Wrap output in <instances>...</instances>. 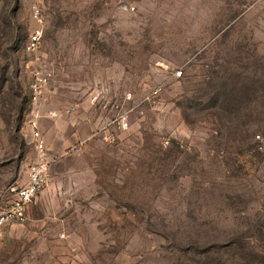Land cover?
Listing matches in <instances>:
<instances>
[{"label": "rangeland", "instance_id": "374dc122", "mask_svg": "<svg viewBox=\"0 0 264 264\" xmlns=\"http://www.w3.org/2000/svg\"><path fill=\"white\" fill-rule=\"evenodd\" d=\"M33 117L0 264H264V0H0V202Z\"/></svg>", "mask_w": 264, "mask_h": 264}, {"label": "built area", "instance_id": "2783aa9c", "mask_svg": "<svg viewBox=\"0 0 264 264\" xmlns=\"http://www.w3.org/2000/svg\"><path fill=\"white\" fill-rule=\"evenodd\" d=\"M41 40L40 29L34 30L28 42L31 47L37 46ZM181 71L173 72L174 77H180ZM46 78H44L45 80ZM34 115V114H32ZM30 142L36 152L34 162L26 170V179L23 183L9 186L0 202V239L3 238L6 228L14 223H23L27 219V209L42 189L48 179L50 171V159L38 121L33 117L29 120ZM260 139V136H256Z\"/></svg>", "mask_w": 264, "mask_h": 264}, {"label": "trees", "instance_id": "16d2710c", "mask_svg": "<svg viewBox=\"0 0 264 264\" xmlns=\"http://www.w3.org/2000/svg\"><path fill=\"white\" fill-rule=\"evenodd\" d=\"M222 94H223V92H222ZM224 95H226V93H224Z\"/></svg>", "mask_w": 264, "mask_h": 264}]
</instances>
